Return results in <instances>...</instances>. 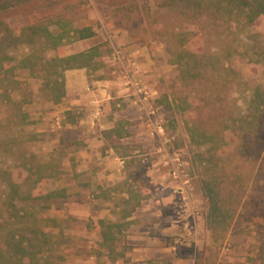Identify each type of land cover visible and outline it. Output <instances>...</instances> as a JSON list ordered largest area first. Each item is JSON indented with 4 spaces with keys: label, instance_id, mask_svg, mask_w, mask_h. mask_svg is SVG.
I'll return each mask as SVG.
<instances>
[{
    "label": "rangeland",
    "instance_id": "obj_1",
    "mask_svg": "<svg viewBox=\"0 0 264 264\" xmlns=\"http://www.w3.org/2000/svg\"><path fill=\"white\" fill-rule=\"evenodd\" d=\"M165 1L30 0L1 15L14 23L50 22L54 32L60 29L53 23L57 19L70 21L74 27L94 23L96 34L90 43L101 47L104 66L91 76L112 79V101H119L124 109L135 108L132 115H141L124 125L129 137L112 140L104 132L106 142L115 144L114 151L125 161L122 172L119 159L104 167H110L105 170L108 174H119L111 181V213L123 223V209L133 211L139 203L134 212L140 215L145 201L171 197L170 202L155 205L164 217L163 225H175L174 234L163 235L173 247L145 261L133 260L132 255L114 259L97 229L100 221L95 225L97 218L91 216L92 179L100 173L95 151L101 149H78L74 142L86 125L63 127L62 113L43 94L41 81L17 69L21 84L12 96L22 103L29 118L16 125L11 111L0 106V140L22 136L25 147L39 159L59 166L61 174L45 179L41 187L42 192L63 188L67 193L55 199L49 211L62 220L63 232L56 238L52 255L57 264H151L148 261L153 260L152 264H264V120L258 131L247 123L254 88L264 87V23L244 28L213 5L190 19ZM184 45L212 57L197 80H183L181 67L173 62ZM85 47L77 40L67 43L63 52L75 53ZM115 48L122 51L120 62L112 59ZM29 49L24 44L13 52L18 58ZM56 53L50 50L46 55ZM126 70L131 81L124 76ZM136 99L144 100L142 107L133 104ZM72 113L80 116L77 110ZM193 126L200 134L221 135L216 138L222 147L216 164L207 160L212 143L200 145L203 138H193ZM9 163L0 158V167ZM210 168L222 175L225 195L237 209L228 230H213L208 225L209 205L202 180ZM17 173L25 177L23 170ZM145 217L151 223L152 218ZM118 238L116 249L130 252L125 238Z\"/></svg>",
    "mask_w": 264,
    "mask_h": 264
},
{
    "label": "trees",
    "instance_id": "obj_2",
    "mask_svg": "<svg viewBox=\"0 0 264 264\" xmlns=\"http://www.w3.org/2000/svg\"><path fill=\"white\" fill-rule=\"evenodd\" d=\"M28 1L0 0V106L11 111L9 115L12 120L16 117V125L26 123L29 118L23 111L22 103L12 96L13 90L20 88L21 84L16 79L17 69L26 70L31 77L40 80L43 94L53 103L60 104L67 96V70L86 67L96 71L104 66L101 60L104 53L99 45L86 51L63 52L67 43L95 36L92 26L74 27L70 21L57 19L53 23L58 24L60 29L54 32L50 29V22L14 23L10 18L1 17L7 10ZM165 4L190 19L198 18L213 5L228 19L242 23L244 28L257 22L264 23V0H166ZM185 37L182 44L186 41ZM24 44L30 47L29 52L17 58L13 50ZM50 50H56V55L48 57L46 53ZM205 56L184 45L175 54L173 62L181 67L183 80H197L203 76L204 68L212 63V57ZM15 60H18L17 63H13ZM248 108L250 119H247V123L258 131L264 120V87L255 86ZM66 115L71 122L79 119L74 117L72 111H67ZM124 125L122 121L117 122L114 129L105 133L106 138L112 139L115 135L116 140H120L129 134ZM191 131L195 140L196 136L203 138L197 141L200 145L212 143L210 149L213 152L207 160L214 164L217 152L222 148L216 138L221 135L208 132L200 134L195 126L191 127ZM116 147L114 144L115 151ZM2 157L5 161L10 160V163L7 167H0V264H57L52 255L56 238L63 232L62 220L50 215L49 211L53 201L66 197L67 193L65 189L42 192L41 187L45 179L61 174L59 166L39 159L34 151L25 147L22 136L0 140ZM18 170L25 172L24 178L18 175ZM202 191L209 205V227L213 230H228L237 209L233 200L225 195L224 180L217 170L210 168L207 171L202 180ZM136 206L130 212L123 209L122 217L126 219L131 216ZM122 224L101 220L97 226L103 236V245L115 254L114 259L126 255L124 251L116 249Z\"/></svg>",
    "mask_w": 264,
    "mask_h": 264
},
{
    "label": "crops",
    "instance_id": "obj_3",
    "mask_svg": "<svg viewBox=\"0 0 264 264\" xmlns=\"http://www.w3.org/2000/svg\"><path fill=\"white\" fill-rule=\"evenodd\" d=\"M92 24L94 23L89 21L86 23V26H92L95 30V27ZM94 37L95 36L79 40V42L85 43L86 47L75 52L86 51L91 48L94 44H91L90 41ZM100 70L101 69L96 71L98 72ZM92 71L93 70H89L84 67L69 69L65 72L67 96L62 103L57 104V108L62 113L61 123L63 124V127L74 128L77 127V125H86V127L82 129V133L79 135V138H77V142H74L75 144H78V149H101L100 151H95L97 154L95 162L100 166L97 169L100 173H97V176H94L92 179V184L95 185V187L91 192V202L94 209L91 213L93 215L91 216L92 218H97L95 221V225H97L99 221L105 218L109 219L108 221H118V219H116L111 213L113 203L111 204L110 199H114V197H111L109 193L111 190L110 186H112L111 181L115 178V176L118 178L117 175L119 174H108L105 170L110 167H107L106 169L104 167L107 166V164H110L111 166L115 159H119V172H122L123 167H121V164L125 162L124 158L119 157L114 151V148L106 142L104 132L106 133L107 131L114 129L119 121L128 125V120L132 121L135 118H141V115L137 113L132 115L131 112L135 111V108L124 109L119 101H112V91L115 88V82L102 75L92 77ZM133 104L140 107L135 102H133ZM119 106L122 108L119 109ZM73 110H77L80 115L77 122H71L69 117L66 115L67 111ZM125 130L128 131V129ZM125 135L126 136L121 138V140L125 137H129L130 132ZM115 139L117 138L113 135L112 140ZM106 144H108V146ZM87 150L86 152L88 153ZM82 197L85 196L82 194ZM90 198L91 197L89 196L88 199ZM170 201L171 197L168 196L163 197L161 195V197H154L153 199L148 200V202H144L145 206L141 209L140 215H138V212H133L132 215L128 216L126 219L120 216L123 218V224L122 232L119 235L125 238L123 240L125 244L127 241V245H129L128 249L131 248V251L126 254L127 256L132 255L133 260L145 261L156 256L159 251L165 252V250L173 247L172 244L166 243L167 238L163 237V235L174 234L175 225L173 224L168 227L163 225L164 217H161L162 213L159 211V207L155 205L156 202L167 203ZM146 215L152 218L151 223L148 222L145 217ZM137 222L140 223L138 227H136ZM157 231L160 232L161 236L156 233ZM152 262L155 261H148V263L151 264ZM162 263L163 261H160L156 264Z\"/></svg>",
    "mask_w": 264,
    "mask_h": 264
},
{
    "label": "built area",
    "instance_id": "obj_4",
    "mask_svg": "<svg viewBox=\"0 0 264 264\" xmlns=\"http://www.w3.org/2000/svg\"><path fill=\"white\" fill-rule=\"evenodd\" d=\"M112 59L114 60V61H118V62H120V61H122L123 60V56H122V51L120 50V48H115V50H114V52H113V54H112ZM125 74H124V76H125V78H128V77H130V71L129 70H126L125 72H124ZM130 81H131V77H130ZM133 81V80H132ZM134 82V81H133ZM135 83V85L136 86H138V82H134ZM134 83H132V85L134 86ZM136 91H137V93H139L140 92V90L139 89H136ZM144 100H142V99H136L134 102L136 103V104H138L140 107H142L143 106V102ZM174 174L178 177L179 176V169L178 168H176V169H174Z\"/></svg>",
    "mask_w": 264,
    "mask_h": 264
}]
</instances>
